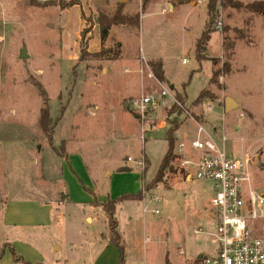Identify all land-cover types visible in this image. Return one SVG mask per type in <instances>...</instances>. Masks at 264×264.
I'll return each mask as SVG.
<instances>
[{
    "label": "rangeland",
    "instance_id": "obj_1",
    "mask_svg": "<svg viewBox=\"0 0 264 264\" xmlns=\"http://www.w3.org/2000/svg\"><path fill=\"white\" fill-rule=\"evenodd\" d=\"M74 1L62 9L59 5L35 6L32 0H0V206L15 198L53 202L52 225L36 230L30 239L48 253L43 264H90L97 250L91 235L106 227L107 235V223L85 220L93 211L79 190L77 198L82 204L58 203L65 198L59 182L61 178L68 181L61 172L74 169L71 158L66 161L63 154L65 149L76 148L78 154L85 153L88 163L97 162L100 168L105 163L110 168L129 165L139 171L132 175L134 171L125 170L124 175L111 178L114 194L141 190L140 200L145 201L144 206L134 202L129 212L127 203L116 210L125 264H192L197 255L214 250L209 233L214 231L211 183L194 178L186 181L174 160L161 181L155 185L150 181L167 149L169 120L175 119L179 127L174 132V147L184 135H194L197 124L214 130L215 137L225 135L228 152L238 157L248 153L253 159L254 185L264 192L263 10L223 6L217 1L210 22L214 29L213 22L219 18L222 26L214 29L199 64L193 40L208 20L206 0L193 5L189 0ZM169 2L182 4L173 12ZM117 9L125 15L137 14L139 24L112 25L101 40L96 16L112 15ZM90 26L82 38L80 32ZM218 42L220 49L210 52ZM22 50L26 57H21ZM149 54L162 60L165 77L177 87L171 88L174 96L178 100V95L185 97L180 102L187 113L175 105L160 106L149 108L142 118L135 109L142 94L157 95L160 84L170 87L153 74ZM36 83L48 101L51 137L38 124L43 97ZM184 88L189 101L199 91L208 95L198 105L189 104ZM226 97L237 103L227 111L223 109ZM70 138L76 142L65 145ZM142 155L146 184L141 189ZM74 171L88 191L85 175ZM98 179L103 188L109 186L110 178L101 175ZM10 233L0 226V246L4 242L14 248L18 232L14 237ZM8 254L16 264L42 263L14 260L9 248Z\"/></svg>",
    "mask_w": 264,
    "mask_h": 264
},
{
    "label": "built area",
    "instance_id": "obj_2",
    "mask_svg": "<svg viewBox=\"0 0 264 264\" xmlns=\"http://www.w3.org/2000/svg\"><path fill=\"white\" fill-rule=\"evenodd\" d=\"M221 26L217 18L213 27ZM160 85L157 95L142 94L134 103L142 118L149 108L160 106L175 105L187 113L171 88ZM204 108L211 110L212 106ZM197 125L195 134L184 135L173 150L174 161L184 178L209 181L212 187L214 231L209 233L214 250L196 256L193 264H264V192L254 185V161L248 153L238 157L228 152L225 135L215 137L213 128L209 131Z\"/></svg>",
    "mask_w": 264,
    "mask_h": 264
},
{
    "label": "crops",
    "instance_id": "obj_3",
    "mask_svg": "<svg viewBox=\"0 0 264 264\" xmlns=\"http://www.w3.org/2000/svg\"><path fill=\"white\" fill-rule=\"evenodd\" d=\"M190 4H194L195 1L193 0H189ZM182 3H179L177 5H173L172 2L168 3V7L170 11H175L179 5H181ZM136 12V11H135ZM207 21L204 22V24ZM203 29V27H202ZM201 29V31H202ZM201 32L199 33L200 36ZM212 35V34H211ZM108 36V35H107ZM198 36V37H199ZM197 39V38H196ZM195 40H193V45H194V49H195ZM211 39V37H210ZM210 41V40H209ZM220 44L219 42L217 43V45L215 46V50L210 51L212 53L217 52L220 48ZM148 60L149 61H159L162 64L163 67V62L162 60L156 56L155 54H149L148 55ZM196 59V58H195ZM196 61L200 64L201 61L199 62L197 59ZM203 61V60H202ZM187 60L185 58L182 59V63H186ZM199 65H197L198 67ZM164 68V67H163ZM197 69V68H196ZM165 72V68L163 69ZM191 74L189 76V79L191 78ZM167 82H169V88H175V83L171 82L167 76H166ZM183 87V86H182ZM177 88V87H176ZM179 89H181V87H178ZM184 94L186 95V100L187 102L193 101H189L187 98V93L185 91V88L182 89ZM200 92V91H199ZM198 92V93H199ZM198 95V94H197ZM196 95V96H197ZM185 98V97H184ZM225 100V99H224ZM223 109H224V102H223ZM68 142H66L65 145H70L76 142V140L74 138H70V140H67ZM82 157H81V156ZM85 153L84 154H78V150L75 149H65V153L63 154V157L66 159V161H68V158H71L72 160V165L74 167V169L79 173H83L86 178H83L85 181V184L88 185V183L90 184L88 191H85V189H83L77 175L75 174V171L73 168L71 167H67L65 169V171L63 170L62 176L64 179H68V181L66 182L65 180H62L59 182L61 185V191L63 192V194L67 195V198L65 197L62 201H59L58 203L62 206H67L68 204H77L80 205L83 202L77 198V193L76 191L79 190L80 193H82V197L85 198V202L89 203V208L92 209L93 211V215H86L85 216V220L87 221V219H91V224H102L103 223H107L106 222V217L105 215H102V217H99L98 214L102 213L103 211L100 210V208H98V206H94L91 203L94 200V197L97 198L99 201H104L106 200L108 197L113 198V197H117L116 194H114L112 191L113 189V181H112V176L117 175V174H123L126 173V171L128 172H133L132 171V167L129 165H118L115 166L114 168H110L108 165H104L101 166L103 168V171L100 173V168L98 166V163H88L87 159H85ZM79 156V159H78ZM144 155L141 156V162H142V158ZM75 159V160H73ZM76 162L77 164V169L75 168V164ZM144 162H142V166H141V173L142 171H144ZM66 166V165H65ZM68 166H70L68 164ZM121 167H125V170H118V168ZM139 173V171H134L132 175H137ZM78 174V173H77ZM113 174V175H112ZM103 175L104 177H108L110 178L109 180V186L106 188H103L102 182H100V180L98 179L99 176ZM124 175V174H123ZM119 178V177H118ZM186 181H189L188 177L184 178ZM141 182H140V188L142 189L143 187V182H142V178H140ZM65 181V183H64ZM112 182V183H111ZM68 183V184H67ZM103 188V189H102ZM125 193V192H124ZM119 196V195H118ZM142 202V205H145V201L143 200H125L120 202L119 204H117L116 206V210L117 207L120 208V205L122 203H127L125 206V208H127V211L129 212V208L132 210V207L134 206V202ZM55 205L53 204V202L51 201H45L44 199H39V198H15V199H11L5 203H3L0 207V226L2 229H5L7 231H12V233H10L11 237H14V232H18L17 235L15 236V238H13V246L17 252L18 255H20L23 259H25V261L31 263H41L43 264V261H47V256L48 253L45 250H39L37 248V246L35 244H32L30 239H33L36 234L35 231L41 228H45V227H49L52 225L53 220H54V211L55 210ZM124 206V205H123ZM131 206V207H130ZM143 209V208H142ZM116 210H115V214H116ZM143 212V211H142ZM128 218L131 220L133 217L132 215L129 214ZM117 219V229L118 232L121 236V239L123 237V234L120 233L119 231V219L116 216ZM107 230V227H106ZM105 229L103 231L100 230H96V232L93 233L92 238H93V243L94 246L97 248L93 258H92V262H90V264H120V253L119 250L116 246L109 244L106 240V231ZM26 233V234H25ZM32 235V236H31ZM122 239V240H123ZM145 240H150V237L148 235H145ZM124 241V240H123ZM4 243V242H2ZM57 249V248H56ZM5 258L3 257V259L0 260V264H16L13 262V260L11 261V257H9L8 254V248H6L5 250ZM45 254L47 256H45ZM125 255V254H124ZM200 255V254H199ZM197 255V256H199ZM10 258V259H9ZM196 258V257H195ZM6 260V261H5ZM195 260V259H194ZM69 264H75L73 262H70ZM125 264V262H124ZM193 264V263H192Z\"/></svg>",
    "mask_w": 264,
    "mask_h": 264
},
{
    "label": "trees",
    "instance_id": "obj_4",
    "mask_svg": "<svg viewBox=\"0 0 264 264\" xmlns=\"http://www.w3.org/2000/svg\"><path fill=\"white\" fill-rule=\"evenodd\" d=\"M217 1L220 2L221 5H229L234 8H245L246 10H254V11H261L263 10L264 3L261 1H255L252 3H246L242 4L235 0H206V13L208 20L204 24V27L201 31L200 36L195 41V57L198 61L201 60V53L204 50L205 45L210 40L211 34L214 32V29H212L211 22L212 20V13L214 11V7L216 6ZM74 3H76L74 0L71 1H63V0H49V1H43V2H37L36 0H32V4L35 6H48V5H59L60 8H65L66 6H71ZM96 24L99 28V35L100 39L104 40L109 32V29L112 25L117 24H128V25H135L137 26L139 24V17L138 15H125L123 14L119 9H117L112 15H107L105 13H99L96 18ZM91 30V26L87 28H83L80 32L81 37L83 38L84 34ZM84 45L80 44V47L82 48ZM151 70L155 77L162 82H167V79L164 75V70L162 67V64L160 62H151L150 63ZM36 86L40 92V95L43 97V103L42 107L40 108V115L38 119V124L42 131L46 133L47 136L51 137L52 134V122L49 115L48 110V101L47 98H45V92L42 89L41 85L39 83H36ZM208 94L205 91H200L196 98L193 100L194 105L200 104V102L207 96ZM178 98L184 102V97L178 95ZM179 124L173 120H169V127L166 130V141H167V149L166 152L161 160V163L159 165V168L155 174V177L150 181L152 184H156L157 182L161 181L165 169H172L171 162L174 160L175 156L173 154L174 150V144H175V137L174 132L176 129H178ZM118 170H126L125 167L118 168ZM143 174L142 171V182H143ZM146 183L143 182V185ZM67 198V195L64 194ZM142 198L141 190L137 193H124L117 197L110 198L108 197L104 201H99L97 198H94L93 202L91 203L94 206H100V208L104 211L106 218H107V226H108V234L106 235V240L109 244H112L116 246L120 253V264H124V252L125 247L124 243L122 242L121 236L117 229V219L115 217V210L117 204H119L122 201L125 200H140ZM5 248H9L12 253L14 260H20L22 257L14 251V248L9 245L8 243H3L2 246H0V257L3 255Z\"/></svg>",
    "mask_w": 264,
    "mask_h": 264
},
{
    "label": "water",
    "instance_id": "obj_5",
    "mask_svg": "<svg viewBox=\"0 0 264 264\" xmlns=\"http://www.w3.org/2000/svg\"><path fill=\"white\" fill-rule=\"evenodd\" d=\"M264 14V9H263V12ZM21 57H26V54L24 52V50H22V54H21ZM237 103L235 102L234 99L230 98V97H226L225 100H224V110L227 111L229 108H231L232 106H236ZM200 256V255H199Z\"/></svg>",
    "mask_w": 264,
    "mask_h": 264
}]
</instances>
